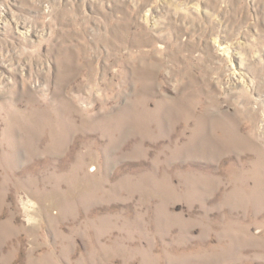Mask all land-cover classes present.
<instances>
[{"label": "rangeland", "instance_id": "rangeland-1", "mask_svg": "<svg viewBox=\"0 0 264 264\" xmlns=\"http://www.w3.org/2000/svg\"><path fill=\"white\" fill-rule=\"evenodd\" d=\"M0 264H264V0H0Z\"/></svg>", "mask_w": 264, "mask_h": 264}]
</instances>
